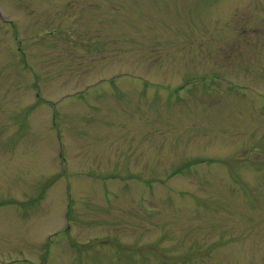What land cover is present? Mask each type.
<instances>
[{"label": "rangeland", "instance_id": "374dc122", "mask_svg": "<svg viewBox=\"0 0 264 264\" xmlns=\"http://www.w3.org/2000/svg\"><path fill=\"white\" fill-rule=\"evenodd\" d=\"M0 264H264V0H0Z\"/></svg>", "mask_w": 264, "mask_h": 264}]
</instances>
